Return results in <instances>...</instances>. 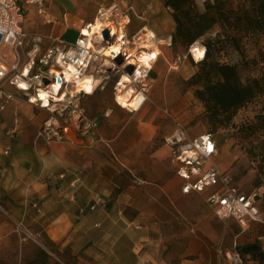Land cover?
I'll return each mask as SVG.
<instances>
[{
    "label": "rangeland",
    "instance_id": "obj_1",
    "mask_svg": "<svg viewBox=\"0 0 264 264\" xmlns=\"http://www.w3.org/2000/svg\"><path fill=\"white\" fill-rule=\"evenodd\" d=\"M207 1L210 0L204 1L201 10L196 6L194 10L203 11ZM220 1L229 17L249 2ZM214 12L212 9L211 13ZM218 16L219 20L202 35L203 41L219 42L217 35L223 37L230 31L224 16ZM57 34L67 43L76 37L71 29H58ZM164 45L163 55L150 71L153 81L148 99L140 109L131 112L114 101L113 84L118 77L115 68L127 65L126 59L122 57L120 64L115 61L106 66L97 65L96 76L102 79V85L93 93L77 98L74 114L70 118L67 115L70 128L67 134L71 139L77 137L85 144H93L88 151L95 163L103 164L101 179H120L126 184L124 188L136 196L127 209L148 226L149 250L169 264H179L185 259L190 264H227L223 254L226 249L249 242L260 245V236L264 235V86L228 121L219 124L226 115H214L196 93L205 82L204 66L186 55L185 45L179 42L169 47ZM213 54L221 62L236 64L242 82L262 77L264 84L263 37L243 35L240 48L224 44ZM199 73L203 78L196 79ZM11 103L4 113L12 123L14 114L17 115L18 130L35 131L50 116L39 106L30 108L16 100ZM177 120L189 135L211 132L217 139L220 165L230 171L240 190L254 193L261 220L246 231L242 232L233 219L217 217L206 202L205 193L185 194L180 190V180L165 146V137L175 130ZM59 121L64 123L62 119ZM0 264L69 262L54 249L45 248L29 226L0 207Z\"/></svg>",
    "mask_w": 264,
    "mask_h": 264
},
{
    "label": "built area",
    "instance_id": "obj_2",
    "mask_svg": "<svg viewBox=\"0 0 264 264\" xmlns=\"http://www.w3.org/2000/svg\"><path fill=\"white\" fill-rule=\"evenodd\" d=\"M95 1L98 3L97 18L103 24L99 34L98 30L92 32L91 29L96 18L93 22L85 23L79 29L75 40L67 43L50 35L25 29L27 7L35 6L46 16L45 0H0V114L17 95L27 103L47 110L50 116L37 129L35 143L50 145L53 142L70 140L67 134L70 130L67 115L70 118L74 114L79 96L91 94L101 87L102 79L95 85L89 80L97 77V65L106 66V58L115 62L114 59L121 55L127 61L124 67H114L118 74L113 84L114 101L131 112L140 109L148 99L153 81L150 71L163 55L160 48L155 50V46L171 45V35L166 42L153 33L149 41L154 43L151 42L149 47H140L136 41L143 40L139 38L147 28L143 25L132 34H127L125 30L130 22L129 11L132 6L127 5L124 11L118 0ZM112 26L123 30L122 39H117ZM104 29L108 30L107 38L102 34ZM95 36L100 39L95 41ZM46 40L49 44L44 46ZM124 41L127 43L122 44ZM102 42L106 43L105 46L99 45ZM118 43H121L120 51L116 54L106 51L109 46ZM197 49L201 51L198 58L195 55ZM205 54L206 46L202 37L195 39L187 47L186 55H190L195 62L203 60ZM139 56H148L147 61ZM128 65H132L131 70L126 68ZM86 84L93 86L92 92L88 93L83 88ZM128 87L133 90L131 101L134 104L129 101L128 105H123L117 100V94L123 93ZM80 115L81 113L77 118ZM13 121L10 136L16 133L17 115ZM165 143L169 147V159L175 173L181 180L182 193H205L206 202L212 206L216 216L220 219H233L241 231L246 230L252 221L261 220L254 202V193L240 190L231 173L220 165L217 139L211 132L188 136L177 120L175 130L165 137ZM3 153L7 154L8 148ZM100 203V195L95 194L88 208L94 209ZM84 210L82 207L79 212L83 213ZM260 238L264 264V235ZM223 254L227 264H246L235 244Z\"/></svg>",
    "mask_w": 264,
    "mask_h": 264
},
{
    "label": "crops",
    "instance_id": "obj_3",
    "mask_svg": "<svg viewBox=\"0 0 264 264\" xmlns=\"http://www.w3.org/2000/svg\"><path fill=\"white\" fill-rule=\"evenodd\" d=\"M118 1L124 11L127 5L132 6L130 22L125 28L128 34L144 25L168 42L175 22L163 0ZM191 1L201 10L206 0ZM97 6L95 0H45L47 15L35 6H28L24 26L58 41L62 40L56 31L61 28L73 30L77 37L85 23L97 18ZM47 44L46 40L44 46ZM163 45L159 46L161 51ZM20 98L16 97V103L32 108V104ZM4 111L0 114V207L3 210L29 226L45 248L54 249L69 264H169L149 250V228L140 216L127 209L136 196L124 188L125 182L114 177L101 179L103 164L95 163L89 155L92 143L85 144L77 137L57 144L35 143L40 125L35 131L17 128L15 136H10L13 123ZM165 146L169 157V147L166 143ZM5 148L7 154L3 153ZM95 194L100 195L102 203L89 209ZM82 207L85 210L80 213ZM179 264L190 263L185 259Z\"/></svg>",
    "mask_w": 264,
    "mask_h": 264
},
{
    "label": "trees",
    "instance_id": "obj_4",
    "mask_svg": "<svg viewBox=\"0 0 264 264\" xmlns=\"http://www.w3.org/2000/svg\"><path fill=\"white\" fill-rule=\"evenodd\" d=\"M163 3L171 9L175 22L171 33V44L179 42L188 47L219 20L218 14L224 16L226 20L230 31L223 37L217 35L219 42L204 41L206 54L200 63L204 66L205 82L203 88L196 91L197 96L205 101L207 109L214 115H226L224 119L219 120V124H223L254 97L264 84L262 77H253L242 82L237 65L221 62L213 53L224 44L240 48L243 35L257 34L264 38V0H249L248 5L238 7L232 17L223 11L221 8L223 1L220 0L207 1L203 11H195L191 0H163ZM212 9H215L214 13H211ZM203 77L200 73L196 74V79ZM256 222L252 221L247 229ZM235 247L241 252L246 264H263V251L257 243L235 244Z\"/></svg>",
    "mask_w": 264,
    "mask_h": 264
},
{
    "label": "bare ground",
    "instance_id": "obj_5",
    "mask_svg": "<svg viewBox=\"0 0 264 264\" xmlns=\"http://www.w3.org/2000/svg\"><path fill=\"white\" fill-rule=\"evenodd\" d=\"M102 23L101 21L97 18L93 23H92V26H91V29H92V32H95L96 30H98V34H99V29L102 27ZM112 31L115 32L117 34V39L120 40L123 38V30L121 28H115L114 26H112ZM153 32L149 29H147V31H145L144 33H141L140 35V38L139 39H143V40H140V41H136V43H138L139 45H141L140 47H149L150 44L154 43V41H149L152 37ZM96 39L95 41H98V36H95ZM152 42V43H151ZM124 43H127V42H123L122 44ZM120 44L121 43H118V44H115V45H111L109 46V48L106 50L108 53H112V54H116L118 51H120ZM158 47L155 46V50H157ZM201 53L200 49H197L195 55L196 57L198 58L199 57V54ZM140 59H142L143 61H147V58L148 56H139ZM106 62H105V65H109L111 64L112 62L106 58L105 59ZM93 82L94 85L95 84H98L101 82V79L99 77H95V79L93 80H89V82ZM88 93L92 92L93 90V86L90 85V84H86L84 87H83ZM132 88L131 87H128L123 93H120V94H117V100L122 103L123 105H128L129 101L131 102V104H134L132 101H131V96H132Z\"/></svg>",
    "mask_w": 264,
    "mask_h": 264
},
{
    "label": "water",
    "instance_id": "obj_6",
    "mask_svg": "<svg viewBox=\"0 0 264 264\" xmlns=\"http://www.w3.org/2000/svg\"><path fill=\"white\" fill-rule=\"evenodd\" d=\"M102 34H103V36H104L105 38H107V37H108V30H107V29H104L103 32H102ZM114 60H115L118 64H120V63L122 62V56L119 55V56L116 57ZM126 68H127L128 70H131V69H132V65H128ZM255 198L257 199V198H258V195H256Z\"/></svg>",
    "mask_w": 264,
    "mask_h": 264
}]
</instances>
